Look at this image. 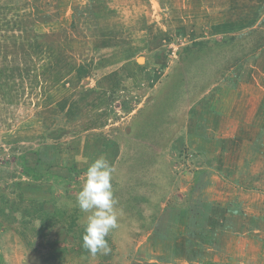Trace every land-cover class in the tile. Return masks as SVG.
<instances>
[{"label": "rangeland", "instance_id": "374dc122", "mask_svg": "<svg viewBox=\"0 0 264 264\" xmlns=\"http://www.w3.org/2000/svg\"><path fill=\"white\" fill-rule=\"evenodd\" d=\"M0 264H264V0H0Z\"/></svg>", "mask_w": 264, "mask_h": 264}, {"label": "clouds", "instance_id": "9594fccd", "mask_svg": "<svg viewBox=\"0 0 264 264\" xmlns=\"http://www.w3.org/2000/svg\"><path fill=\"white\" fill-rule=\"evenodd\" d=\"M113 168L110 162L100 156L87 168L85 181L77 195V206L87 213L84 226L83 247L96 254L107 250L106 237L117 227V201L112 190Z\"/></svg>", "mask_w": 264, "mask_h": 264}, {"label": "trees", "instance_id": "16d2710c", "mask_svg": "<svg viewBox=\"0 0 264 264\" xmlns=\"http://www.w3.org/2000/svg\"><path fill=\"white\" fill-rule=\"evenodd\" d=\"M80 233H81V237L79 238V242H80L81 247H83L84 228L81 229ZM106 240H107L108 247H109L110 246L109 245V240L107 238H106ZM55 245H57V242L55 243ZM55 245L51 246V249H55L56 248ZM57 250H59V249L53 250V254L51 255V259H57V260H59V259L63 258V256L61 257V255L60 256L54 255V253H57L58 254V251ZM60 250H62L64 252H68V250L66 248L60 249ZM82 252H83V255L92 254L90 251L86 250L84 247H83Z\"/></svg>", "mask_w": 264, "mask_h": 264}, {"label": "crops", "instance_id": "0c3cea01", "mask_svg": "<svg viewBox=\"0 0 264 264\" xmlns=\"http://www.w3.org/2000/svg\"><path fill=\"white\" fill-rule=\"evenodd\" d=\"M242 3V0H237V4L240 5Z\"/></svg>", "mask_w": 264, "mask_h": 264}]
</instances>
